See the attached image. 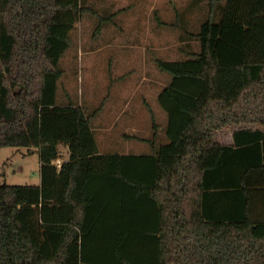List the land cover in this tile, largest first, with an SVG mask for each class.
Listing matches in <instances>:
<instances>
[{"label": "trees", "instance_id": "obj_1", "mask_svg": "<svg viewBox=\"0 0 264 264\" xmlns=\"http://www.w3.org/2000/svg\"><path fill=\"white\" fill-rule=\"evenodd\" d=\"M226 1L197 5L195 30L171 23L189 50L156 59L170 76L157 96L167 142H154L152 115L150 152L103 154L93 113L58 96L78 0H0V150L35 148L41 163L37 185L5 183L0 163V264H80L109 196L151 211L119 232L117 264H264V63L244 62ZM60 145L69 158L58 167Z\"/></svg>", "mask_w": 264, "mask_h": 264}, {"label": "crops", "instance_id": "obj_2", "mask_svg": "<svg viewBox=\"0 0 264 264\" xmlns=\"http://www.w3.org/2000/svg\"><path fill=\"white\" fill-rule=\"evenodd\" d=\"M205 1L206 0H78L80 14L74 25L72 40L79 39L80 41L92 42L81 48L79 52L80 55L94 56L105 51L107 48L105 46H108L110 47L107 50L109 51V56L117 57H130L133 41L140 40L143 42V57H155L158 59L159 49L164 45L165 26L171 22L165 20L164 12L166 2L175 10L172 16V22H177L184 18L185 23L195 24L197 19H199L198 17L201 16L198 13L197 5H202ZM228 2L229 0L226 1L222 21L228 24L238 23L236 21L228 22L226 20ZM82 24L93 26V28H87L84 33H82L80 29L76 32V27ZM103 42H107V44L101 46ZM182 47L180 49L185 54L184 48H187L186 46ZM119 63L120 62L110 67L113 74L112 77L114 78L117 75L124 76L123 80L125 83L129 80L128 74L132 72L131 61L124 60V66L121 67ZM127 63L130 64L127 65ZM146 75L145 73L143 74V79H148ZM128 84L129 83L123 84L124 92L132 87ZM145 84L146 83H144V85ZM121 95L122 94H118V97H114L113 94L108 101L102 100L92 112L88 111L86 108L87 105L84 106L81 101L77 104L82 105L88 113H93L92 128L100 153H148L152 149L149 150L147 147L150 142L148 133H145L146 130H148L147 123L138 129L135 120L139 112L142 113L141 115L145 116L146 119L148 110L150 112L151 108H149L148 105L145 109L140 106L139 109L135 111L134 108H130L127 97H121ZM59 101H62L61 97H59ZM150 114L152 118V115H154L153 110ZM104 115L107 117H104ZM165 118L167 119L166 113ZM165 126L166 124L159 126L155 136V143L163 144L167 142L166 134L163 138H159L160 132ZM138 131H140L142 135L137 134ZM134 135H139L140 138ZM227 136L228 141L224 143L232 144V135L228 134ZM134 142L137 147H134ZM59 148L60 157H58L55 162L61 165L62 162L68 160L69 152L63 145H60ZM109 205H111L112 208H108ZM150 212L151 211L147 209L124 210L119 204L112 201L109 196V199L104 201L102 209L95 213H91L88 228L84 233L85 243L84 249L81 252L80 264H117L119 261L114 255V248L119 241V232L124 229L133 232L137 224H141L145 221V216L151 215Z\"/></svg>", "mask_w": 264, "mask_h": 264}, {"label": "rangeland", "instance_id": "obj_3", "mask_svg": "<svg viewBox=\"0 0 264 264\" xmlns=\"http://www.w3.org/2000/svg\"><path fill=\"white\" fill-rule=\"evenodd\" d=\"M228 3L226 20L228 22L236 21L244 28V62L247 64L264 63V0H229ZM174 11L166 2L165 20L171 22L165 26L164 45L159 49L158 58L167 60L179 59L185 56L180 48L186 46L189 49L187 43L180 41L179 30L171 25V23H174L172 22ZM189 26L191 30L197 28V24ZM87 28H93V26L82 24L76 27V32L80 29L84 33ZM91 43L90 41H80L79 39L72 40L70 49L60 62L64 73L58 83V96L63 101L68 99L76 103L81 101L84 106L87 105L88 111L92 112L102 100L108 101L113 94L114 97L122 94L121 97H127L130 108H134L136 111L140 106L145 109L148 105L154 112L157 124L159 126L165 125V111L163 112L159 106L157 96L158 90L169 82L170 76L158 69L155 57H143V42L140 40L133 41L130 57L109 56V51L107 50L110 47L105 46L107 42L101 44V46L107 47L105 51L97 55H80L81 48ZM191 44L193 49H197L196 42L192 41ZM124 60H130L132 66V72L127 73L129 80L125 83L123 80L124 76L117 75L113 78L110 68L118 62H120V67L124 66ZM129 64L127 63V65ZM144 73L147 74L148 79H143ZM127 83L132 87L124 92L123 84ZM144 83H146V86ZM141 114L140 112L138 113L135 124L140 129L147 123L148 130L145 133H148L150 139L147 147L151 150L152 144L150 143H153L154 123L149 110L146 119ZM104 117L107 116L104 115ZM228 132L229 130L223 128L216 134H218L221 141L227 142ZM137 134L142 135L140 131ZM139 135L134 136L140 138ZM164 135L165 127L161 130L159 138H163ZM134 147H137L135 142ZM0 163L4 172L2 180L7 184L37 185L41 182L40 156L35 148L3 147L0 150ZM108 208H112L111 205Z\"/></svg>", "mask_w": 264, "mask_h": 264}, {"label": "built area", "instance_id": "obj_4", "mask_svg": "<svg viewBox=\"0 0 264 264\" xmlns=\"http://www.w3.org/2000/svg\"><path fill=\"white\" fill-rule=\"evenodd\" d=\"M54 163H55V164H57V166H58V167H60V166H61V165H60V163H56V162H54Z\"/></svg>", "mask_w": 264, "mask_h": 264}]
</instances>
